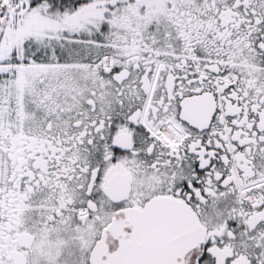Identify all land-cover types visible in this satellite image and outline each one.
<instances>
[{
	"label": "snow or ice",
	"instance_id": "snow-or-ice-1",
	"mask_svg": "<svg viewBox=\"0 0 264 264\" xmlns=\"http://www.w3.org/2000/svg\"><path fill=\"white\" fill-rule=\"evenodd\" d=\"M0 264H264V0H0Z\"/></svg>",
	"mask_w": 264,
	"mask_h": 264
}]
</instances>
